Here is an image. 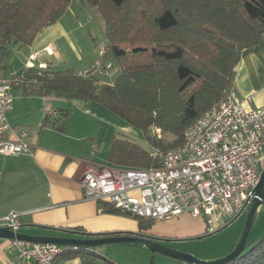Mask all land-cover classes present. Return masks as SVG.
<instances>
[{
    "label": "trees",
    "instance_id": "trees-1",
    "mask_svg": "<svg viewBox=\"0 0 264 264\" xmlns=\"http://www.w3.org/2000/svg\"><path fill=\"white\" fill-rule=\"evenodd\" d=\"M72 2L0 0V59L9 54L11 47L31 45L46 26L60 20ZM85 2L94 6L104 20L109 41L106 58H116L121 66L111 61L114 69L118 68L114 84H100L92 72L82 76L73 68L55 70L38 65L18 72L15 84L69 102H98L140 128L149 144L163 149L183 144L186 127L232 88L243 52L264 38V0ZM148 47L153 56L150 64L121 61L130 49L141 52ZM67 113L57 119L60 126ZM152 128L160 129L162 136L154 138ZM111 140L108 166L147 169L160 165V160L153 159L132 136L114 135ZM134 217L139 230H148L156 222ZM74 231L96 236L80 232V228ZM98 248L64 247L59 257L80 256L85 262H94L100 256L94 251ZM103 264L117 263L104 257ZM225 264H264V237L249 243L238 258Z\"/></svg>",
    "mask_w": 264,
    "mask_h": 264
},
{
    "label": "crops",
    "instance_id": "crops-1",
    "mask_svg": "<svg viewBox=\"0 0 264 264\" xmlns=\"http://www.w3.org/2000/svg\"><path fill=\"white\" fill-rule=\"evenodd\" d=\"M82 36L77 27L67 23L62 16L56 23L46 26L34 42L27 46L28 58L25 64L31 54L38 53L34 65L44 63L53 69L73 68L78 73L89 70L100 84H113V81L104 79L106 75L112 76L110 70L104 66L95 69L96 61L100 60L99 48L102 46L98 47L90 39L84 43L86 38ZM235 70L231 89L244 99L247 107L264 105V38L243 52ZM0 76H8L6 70ZM30 90L28 85L23 84H15L12 90L15 102L7 116L12 128L9 135L15 139L25 133L31 151L13 156L0 154V226H3V217L16 211L22 219L20 232L33 235L69 236L62 230L74 231L80 228V232L95 235L144 232L172 241L174 237L201 236L205 233L204 219L190 214L171 216L159 220L153 228L139 230L138 220L129 211L106 201L85 199L81 192L80 178L87 171H99L101 167L108 166V152L113 138L110 139L106 158L98 160L101 142L97 139L102 125L97 126L94 119L99 116L106 120L112 114L95 101L69 102L64 98L43 96ZM47 108H51L54 113L49 116ZM67 110L64 124L60 126L57 119ZM118 124L123 125V122L119 121ZM94 143L98 145L96 149L93 148ZM73 236L82 237L79 234ZM83 237L90 236L84 234ZM237 241L235 238L227 251L234 248ZM134 247H139L136 264L155 263L157 257L149 249ZM94 251L103 259L107 257L105 250L98 248ZM0 264L36 262L22 256L13 240L0 238ZM55 264L98 263L96 260L85 262L80 256H65L57 257ZM117 264L124 263L119 261Z\"/></svg>",
    "mask_w": 264,
    "mask_h": 264
},
{
    "label": "built area",
    "instance_id": "built-area-1",
    "mask_svg": "<svg viewBox=\"0 0 264 264\" xmlns=\"http://www.w3.org/2000/svg\"><path fill=\"white\" fill-rule=\"evenodd\" d=\"M108 46L99 48L102 66L114 69L106 58ZM38 53L31 54L27 67H34ZM39 67L47 65L39 63ZM92 71L80 72L82 76ZM17 73L0 76V154L19 155L31 151L26 134L13 139L8 113L13 109L12 92ZM230 89L213 107L189 124L181 146L163 149L150 144L149 154L159 166L135 169L116 166L87 171L81 180L85 199L109 204L135 216L163 220L190 214L204 219L207 231L218 230L227 221L249 208L256 196L264 170V105L247 107L244 99ZM49 116L53 114L47 108ZM160 129L153 131L159 138ZM97 143L93 144L96 149ZM21 214L12 211L2 218L3 226L19 232ZM20 254L36 264H55L63 246L48 243L13 241Z\"/></svg>",
    "mask_w": 264,
    "mask_h": 264
},
{
    "label": "rangeland",
    "instance_id": "rangeland-1",
    "mask_svg": "<svg viewBox=\"0 0 264 264\" xmlns=\"http://www.w3.org/2000/svg\"><path fill=\"white\" fill-rule=\"evenodd\" d=\"M95 7L85 2V0H73L72 5L69 7L67 12L63 15L64 20L67 23H72L77 27L79 33H82L84 38V43H87V39H90L93 44H97L99 46H108L109 41L105 32V23L104 20L98 15ZM27 47H21L17 49H13L11 47V51H9L8 55H5L3 59H0V75L2 72L6 70L7 75H11L15 72H19L25 68V61L28 58L27 56ZM152 49L148 47L146 51L134 52L132 49L122 57V62L126 64L132 65H144L150 64L152 60ZM112 62L116 65H119V61L116 58H111ZM118 69V68H117ZM55 70H60L59 68ZM110 74L104 76L105 81H114L116 79L117 70L111 69ZM109 83V82H108ZM110 117L106 120H102L101 118H95L94 122H96L97 126L102 125L100 135L98 136V142H101V148L97 154L98 160H104L107 156V152L110 149V143L112 136L116 135H130L133 139H135L144 151L150 150V144L146 141V136L144 132L135 126L130 125L128 122L120 118L116 113L109 110ZM123 122V125H119L118 122ZM154 128L150 130L153 133ZM162 131H160V135L162 136ZM247 208L243 213L230 224L227 221L223 225L227 223L226 227L222 228L219 231L208 232L207 227L205 229V233L197 236L190 237H177L172 238V241L169 242L173 248L185 251L187 253H191L199 259L202 260H212L219 257H223L229 253L227 249L232 243L235 241V238H239L243 232L244 224L246 223L247 217ZM256 219L254 224H252L251 231L249 233L248 242L254 243L258 240H261L264 237V202L259 206ZM160 221H156L154 225L159 223ZM206 224V223H205ZM152 226V228L154 227ZM238 236V237H237ZM169 239V238H168ZM171 240V239H170ZM239 240V239H238ZM237 243V242H236ZM236 243L234 245H236ZM135 245L126 244V243H116L109 244L99 247L101 250L106 251L107 257L115 262L124 263V264H136L138 263L135 258L138 255L139 247H134ZM170 246V247H171ZM234 247V246H233ZM233 249V248H232ZM231 249V250H232ZM230 250V251H231ZM227 251V253L225 252ZM152 252V251H151ZM223 253H225L223 255ZM152 254L156 255L157 259L154 264H180L181 261L162 255L159 253ZM152 259V257H151ZM152 261V260H151ZM104 259L102 257L96 258V263L102 264ZM153 262V261H152ZM151 262V264H152Z\"/></svg>",
    "mask_w": 264,
    "mask_h": 264
},
{
    "label": "water",
    "instance_id": "water-1",
    "mask_svg": "<svg viewBox=\"0 0 264 264\" xmlns=\"http://www.w3.org/2000/svg\"><path fill=\"white\" fill-rule=\"evenodd\" d=\"M261 182L257 185L256 196L253 198L252 203L249 206V211H247L246 223L244 224V229L241 236L238 238L234 248L229 251L223 257L212 259V260H202L197 258L191 253L175 249L163 243L170 239L165 237H157L154 235H149L144 232H132V233H105L98 234L95 237H83L84 234L77 233L72 230H62L69 234V236L55 235H33L25 234L23 232H14L8 226H0V238L28 241L32 243H48L55 244L63 247L80 248V249H93L104 245L116 244V243H126L135 246H141L149 249L154 253H159L174 259H177L184 263L192 264H225L227 262L233 261L238 258L244 250L248 247L249 233L252 228V224L257 216L259 206L264 202V170L261 172ZM240 215L236 216L232 221L236 220ZM231 221V222H232ZM230 222V223H231ZM229 223V224H230ZM227 224V225H229ZM81 235L82 237H76L73 235ZM88 236V235H87ZM201 237V236H200Z\"/></svg>",
    "mask_w": 264,
    "mask_h": 264
},
{
    "label": "flooded vegetation",
    "instance_id": "flooded-vegetation-1",
    "mask_svg": "<svg viewBox=\"0 0 264 264\" xmlns=\"http://www.w3.org/2000/svg\"><path fill=\"white\" fill-rule=\"evenodd\" d=\"M170 241H171V240H168V241L163 242V243H165V244H167L168 246H170V244H169Z\"/></svg>",
    "mask_w": 264,
    "mask_h": 264
}]
</instances>
